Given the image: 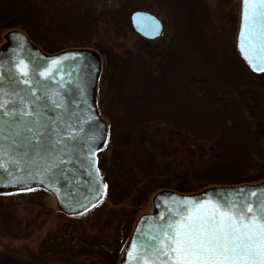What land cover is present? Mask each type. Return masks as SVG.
Masks as SVG:
<instances>
[{
	"label": "trees",
	"instance_id": "obj_1",
	"mask_svg": "<svg viewBox=\"0 0 264 264\" xmlns=\"http://www.w3.org/2000/svg\"><path fill=\"white\" fill-rule=\"evenodd\" d=\"M95 1L0 0V35L3 30H23L48 53L88 47L105 52L93 41L99 34L100 22L91 10ZM158 1L167 2L179 24L180 38L175 48L161 54L157 70L150 69L146 56L136 53L121 60L115 58L104 66L100 76L99 81L105 80V112L110 120V178L117 182L115 188L112 179L105 178L106 194L123 200L144 181L177 178L175 168L156 159L142 141L154 122L186 132L194 140L212 143L211 158L187 171L190 183L195 182L193 187L185 191L180 185L168 189L192 193L207 187L264 181V119L256 112L257 99L251 92L253 80L259 74L248 67L237 49L224 44L200 10V0ZM189 54L193 57L184 64L182 60ZM206 54L210 59H206ZM197 76L206 78L222 94H196L192 86ZM172 82L178 84L196 115L205 110L213 115L210 124L200 123L201 116L197 121L190 120L176 109H152L156 98L164 102L162 97L167 90L173 101L174 91L165 86ZM0 264L33 263L7 257Z\"/></svg>",
	"mask_w": 264,
	"mask_h": 264
},
{
	"label": "rangeland",
	"instance_id": "obj_2",
	"mask_svg": "<svg viewBox=\"0 0 264 264\" xmlns=\"http://www.w3.org/2000/svg\"><path fill=\"white\" fill-rule=\"evenodd\" d=\"M200 1V10L218 31L224 44L236 49L241 0ZM91 10L94 18L100 21L99 34L93 41L105 52H99L92 47L88 49L100 55L101 74L104 66L109 65L115 58L121 60L136 53L146 56L150 69L157 70L161 54L174 49L179 41V24L167 2L96 0ZM138 10L151 12L162 20L164 31L160 37L145 39L133 29L130 17ZM195 10L198 11L197 8ZM12 30L23 31L3 30L0 47L5 43L6 34ZM190 57L193 55H187L182 62L188 64ZM194 58L199 61L197 57ZM206 59H210L208 54ZM200 60L204 63L203 59ZM104 81H99L96 101L109 131ZM165 86L174 91L175 100L169 99L170 92L167 90L162 97L163 103L155 99L153 110L176 109L183 111V116L190 120L197 121L198 116H201L203 118L198 120L200 123L210 124L213 121V115L207 110L200 115L193 112L192 105L182 96L176 82ZM192 90L202 96L222 94L211 82L200 76L193 81ZM251 92L253 98L257 99L256 112L264 119V74L255 76ZM142 141L155 154L156 159L175 168L178 175L176 179L144 181L123 200L105 194L103 199L80 213L61 211L54 194L36 184L0 188V263L8 257L33 264H122L136 223L143 215L155 210L156 195L163 191L176 192L168 189L169 186L180 185L184 191L192 188L195 182L190 183L192 180L187 176V171L204 164L211 158L212 152L211 142L194 140L190 134L177 131L161 122L150 124ZM111 152L108 138L99 153L100 174L104 178L112 179L110 182L116 188L117 182L110 178ZM259 183L261 182L252 184ZM212 188L216 187H207L192 193H176L196 194Z\"/></svg>",
	"mask_w": 264,
	"mask_h": 264
},
{
	"label": "water",
	"instance_id": "obj_3",
	"mask_svg": "<svg viewBox=\"0 0 264 264\" xmlns=\"http://www.w3.org/2000/svg\"><path fill=\"white\" fill-rule=\"evenodd\" d=\"M130 18L133 29L146 39H156L163 33L164 25L162 20L151 12L138 10L133 12ZM241 29L242 0L236 49L254 73H264V67L259 69L254 68L252 64L249 63V60L246 59L244 52L241 51ZM6 39H8L9 44H20L19 46H22L23 52H20L19 55H16L14 58H10L7 61L5 57H2V52L0 51V90H3V93L8 94L10 92L5 91L3 89L4 86H10L9 82L11 81L22 82L23 86L21 88L23 92L19 90L16 95L12 96V100H17V96H20L24 98L30 107H35L37 115L30 120H26L25 123L30 124L35 121L40 122L43 120L46 124V130L44 133L46 139L42 144L37 146L36 142L31 139L30 133L25 131L20 136H16L14 132L8 131L7 129L18 127V125H9L7 121L5 122L6 131L4 135L0 136V146L4 148L7 155L5 156L4 161L5 166L0 168V188L24 185L26 183L37 184L45 187L54 194L58 206L64 212L77 213L87 209L96 200L103 198L105 195V184L100 177V170L97 163L96 145L101 138V134L102 137L104 136L105 139L107 138V130L104 131L103 129V132L101 133V127L93 126L91 130L87 131L85 127H83V129L73 127L68 120H63L62 122L60 112L51 105V96L54 97L56 93H59L60 95L65 94L68 92L70 86L73 84L75 85L79 81H83L82 84H84L85 79L88 87L90 83L93 84L92 86L94 87L98 81L102 66L100 55L92 49L84 48L69 49L55 55L46 56L41 49L29 39L25 32L19 30H12L7 33ZM29 48L35 49L38 52L39 57L26 53ZM72 53H76L77 55H70ZM57 57L61 58L58 65V73L56 72V66L51 63ZM15 59L18 60L15 61ZM4 60L6 61V66L4 65L5 68L2 64ZM20 60H23L29 65L30 83H25L19 78L23 74L15 67V65L19 63ZM256 62L259 63V61ZM35 63L36 68L34 67ZM85 64H87V66L90 65L91 70L87 71L84 68ZM6 72H9V74L4 75ZM10 75H14L15 78L12 80ZM38 75L42 81L39 85L37 84V81L34 83V76ZM49 85H53L54 88L51 89L49 87L47 89L46 87ZM33 88H35V91L31 90ZM73 102H76V105L73 109L70 107L71 113L80 110V117L82 120L84 116H87V120H98L99 124H101V120H99L100 118L95 114L94 108L90 106L89 102L87 103L84 101L82 103L81 99ZM19 103V100H17L18 105ZM64 103H66L68 107L69 104L65 100ZM64 118L65 117H63V119ZM81 124L82 121H80V125ZM66 127L74 129V131H72L70 135H64L63 130ZM58 132L61 133L59 137L57 136ZM75 140H82L86 146V154L84 152H79L82 154V157L85 158L86 162V164L82 165L80 168L82 171L85 170L87 172H85L86 176L90 177L92 182L96 185V187L93 190H89V193L86 195H81L79 193V187L74 188L69 186L70 183L76 182L75 180L68 178L70 182L64 181L65 183L62 185V181L59 179L70 174L71 168L76 160L74 158L75 153L73 150L71 149L72 154H68L65 150L61 149V145L68 147L70 142ZM9 157H11V159H9ZM73 176H75V174H73ZM13 177H15V179H13ZM81 179H83V177H80V180ZM257 188H264V181L259 184L216 187L211 190L188 195L173 191H163L157 194L154 198V206L157 212L145 214L139 219L129 242L124 264H136L135 250H133L134 255L131 261L129 260L128 252L132 240L136 238L138 234L147 239L148 234L153 232L154 225L165 222L166 217L174 215V208L176 205L188 203L180 201V197L195 198L194 202H199L201 199L218 201L221 198L235 196L241 189ZM261 195L262 193L257 191L254 193L253 198Z\"/></svg>",
	"mask_w": 264,
	"mask_h": 264
},
{
	"label": "snow or ice",
	"instance_id": "obj_4",
	"mask_svg": "<svg viewBox=\"0 0 264 264\" xmlns=\"http://www.w3.org/2000/svg\"><path fill=\"white\" fill-rule=\"evenodd\" d=\"M240 47L254 68L264 67V0H242ZM60 59L51 62L57 73ZM15 67L23 74L19 78L30 83L29 65L20 60ZM13 95L16 93L0 90V136L5 134L7 121L18 125L8 131L16 136L26 131L39 146L46 139V126L38 121L25 123L37 115L36 109L20 96L18 105ZM72 131L66 127L63 134ZM6 155L0 146V168L5 166ZM257 191L262 195L253 198ZM179 200L188 203L176 205L174 215L154 225L147 239L138 234L132 240L130 261L135 250L136 264H264V188L241 189L235 196L218 201L194 202L195 198L190 197Z\"/></svg>",
	"mask_w": 264,
	"mask_h": 264
},
{
	"label": "flooded vegetation",
	"instance_id": "obj_5",
	"mask_svg": "<svg viewBox=\"0 0 264 264\" xmlns=\"http://www.w3.org/2000/svg\"><path fill=\"white\" fill-rule=\"evenodd\" d=\"M19 45L20 44H18V45L9 44L8 39L5 38V43L0 47V51L2 52L1 53L2 57H5L6 60L8 61L10 58L12 59V58H14V56L19 55L20 52L22 53L23 52L22 46H19ZM41 51L46 56H51V55H55V54L61 53V52L65 51V50L59 51V52H55V53H48V52H45L43 50H41ZM26 53H28L29 55H32V56L39 57L38 56L39 54H38V52L35 49L29 48V50ZM17 60L18 59H15V61H17ZM5 62H6L5 60H4V62H2L3 66L5 65ZM5 66H4V68H5ZM34 67L36 68V63L34 64ZM84 68L87 71L91 70L90 69L91 66L90 65L87 66V64L84 65ZM8 74H9V72H6V74L4 73V75H8ZM31 75H32V72H31ZM10 78L13 80L15 77H14V75H10ZM36 81H37L38 85L42 83V81L39 78V75L38 76H34V83H36ZM82 82L83 81H79L75 85L73 84L72 86H70L68 88V92L65 93V91H64V93L66 95L65 94L60 95L59 93H56L54 95V97L51 96V100H52L51 101V105H52V107L57 109V111L60 112V114L62 116V120H61L62 122H63V120H68L69 122H71L70 125H72L73 127L77 128V129H83V127H85L87 131L91 130L93 128V126L94 127H98L99 126V127H101V133H102L103 129H104V131H106V124H105L102 116L100 115V111H99V109L97 107V101H96V92H97V88H98L99 78H98V81L96 82L94 87L92 86L93 84H91V83L89 84V87H88L86 85V79L84 80V84H82ZM9 84H10V86L9 85L8 86H4L3 89L5 91L10 92V93H17V92H19V90L22 91L21 87L23 85H22L21 81L20 82L19 81L18 82L11 81V82H9ZM49 87L51 89L54 88L53 85H49L46 88L48 89ZM79 99H81L82 103L84 101H86L87 103L89 102L90 106H92V108H94L95 114L100 118L99 120H101V124H99L98 120H95L96 122L94 120H87V118H86L87 116H84V118L82 120V118L80 117V110L78 112H74L73 111L71 113L70 110L73 109V107L76 105V102H73V101H76V100L78 101ZM64 100L69 104L68 107H67L66 103H64ZM70 107H71V109H70ZM75 109H77V108H75ZM63 117H65V118L63 119ZM80 121H82L83 125L82 124L80 125ZM39 123H42V124L46 125L43 120L40 121ZM85 140L88 142V140L86 138H85ZM105 142H106V139L104 138V136L102 137V134H101V138H100L99 142L96 145V154H97V159H98L97 163H98V168H99L100 172H101V161L99 159V155H100L99 153L101 151V147L104 145ZM69 146L68 147H64V145L63 146L61 145V149L65 150V152L68 153V154H72L71 149L73 150V152L75 153L74 158L76 159L75 160V164L72 166L70 174L66 175L65 177H61L59 179L62 181L61 182L62 185L65 182L69 181L68 178L75 180L76 182L70 183L69 186L70 187H74V188L79 187L78 188L79 189V193L81 195L82 194L86 195L87 193H89L88 192L89 190H91V189L93 190L96 187V185L92 182V179L90 177L86 176L87 172L85 170L82 171V169L80 168L82 165H85L86 162H85V158H83L82 154L79 153V152H84L86 154L87 153L86 152V146H85V144L83 143L82 140H77V141L75 140L73 142L71 141ZM73 174H75V176H73ZM80 177L81 178L83 177V179L80 180ZM100 177L103 180L104 184L106 185L105 178L101 174H100ZM24 185H33V184L32 183H26ZM18 186H23V185H18ZM8 187H13V186H8ZM99 200L100 199L96 200L94 203L98 202ZM154 212H157L156 209L154 210ZM137 224H138V222L136 223V226H137ZM136 226H135V228H136ZM135 228H134V231H135ZM134 231H133V233H134ZM133 233H132V235H133ZM129 242H128V245H129ZM128 245H127L125 253H124V259H123L122 264H124L125 258L127 256Z\"/></svg>",
	"mask_w": 264,
	"mask_h": 264
}]
</instances>
